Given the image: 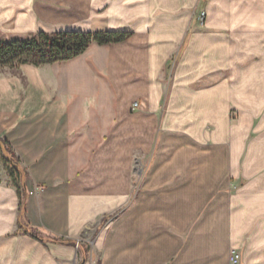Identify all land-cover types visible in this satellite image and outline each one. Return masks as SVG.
Listing matches in <instances>:
<instances>
[{
	"label": "crops",
	"instance_id": "0c3cea01",
	"mask_svg": "<svg viewBox=\"0 0 264 264\" xmlns=\"http://www.w3.org/2000/svg\"><path fill=\"white\" fill-rule=\"evenodd\" d=\"M66 30L133 35L0 66V264H264V0H0Z\"/></svg>",
	"mask_w": 264,
	"mask_h": 264
},
{
	"label": "trees",
	"instance_id": "16d2710c",
	"mask_svg": "<svg viewBox=\"0 0 264 264\" xmlns=\"http://www.w3.org/2000/svg\"><path fill=\"white\" fill-rule=\"evenodd\" d=\"M132 35V32L123 30H66L40 31L27 39L0 40V66L18 68L22 64L39 66L67 61L83 54L94 42L101 45L118 43L126 41ZM8 144L7 140L0 138V152L5 154L11 166V177L18 180L19 159ZM31 233L35 238L41 239L35 231L32 230Z\"/></svg>",
	"mask_w": 264,
	"mask_h": 264
},
{
	"label": "rangeland",
	"instance_id": "374dc122",
	"mask_svg": "<svg viewBox=\"0 0 264 264\" xmlns=\"http://www.w3.org/2000/svg\"><path fill=\"white\" fill-rule=\"evenodd\" d=\"M0 170L13 181L11 178V166L8 164L7 158L2 151L0 152Z\"/></svg>",
	"mask_w": 264,
	"mask_h": 264
},
{
	"label": "built area",
	"instance_id": "2783aa9c",
	"mask_svg": "<svg viewBox=\"0 0 264 264\" xmlns=\"http://www.w3.org/2000/svg\"><path fill=\"white\" fill-rule=\"evenodd\" d=\"M139 107V103L135 102L133 104V109H136ZM2 180V173L0 170V181ZM241 263V255L236 250H233L230 255V264H240Z\"/></svg>",
	"mask_w": 264,
	"mask_h": 264
}]
</instances>
